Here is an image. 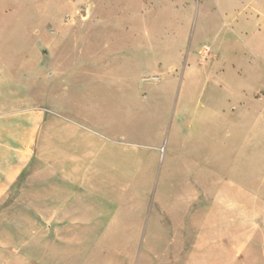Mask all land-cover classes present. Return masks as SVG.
I'll list each match as a JSON object with an SVG mask.
<instances>
[{
    "label": "rangeland",
    "instance_id": "rangeland-1",
    "mask_svg": "<svg viewBox=\"0 0 264 264\" xmlns=\"http://www.w3.org/2000/svg\"><path fill=\"white\" fill-rule=\"evenodd\" d=\"M37 108L135 166L29 172L0 264H264V0H0V111Z\"/></svg>",
    "mask_w": 264,
    "mask_h": 264
},
{
    "label": "crops",
    "instance_id": "crops-1",
    "mask_svg": "<svg viewBox=\"0 0 264 264\" xmlns=\"http://www.w3.org/2000/svg\"><path fill=\"white\" fill-rule=\"evenodd\" d=\"M92 138L91 132H82L76 122L55 111H0V202L29 178V172L44 180L91 184V171L113 180L118 169L134 168L135 160L123 159L114 148L103 156L110 165L100 166L92 147L98 143Z\"/></svg>",
    "mask_w": 264,
    "mask_h": 264
}]
</instances>
